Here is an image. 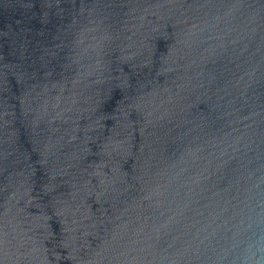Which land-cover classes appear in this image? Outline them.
Segmentation results:
<instances>
[{"label": "water", "instance_id": "obj_1", "mask_svg": "<svg viewBox=\"0 0 264 264\" xmlns=\"http://www.w3.org/2000/svg\"><path fill=\"white\" fill-rule=\"evenodd\" d=\"M0 264H264V0H0Z\"/></svg>", "mask_w": 264, "mask_h": 264}]
</instances>
